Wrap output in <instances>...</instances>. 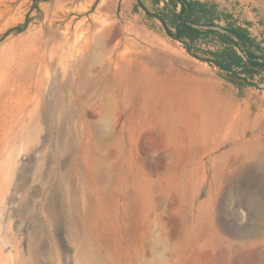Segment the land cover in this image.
<instances>
[{"label":"rangeland","instance_id":"obj_1","mask_svg":"<svg viewBox=\"0 0 264 264\" xmlns=\"http://www.w3.org/2000/svg\"><path fill=\"white\" fill-rule=\"evenodd\" d=\"M215 1L264 45V0ZM255 82L139 0H0V264L15 246L80 264L85 244L104 264H168L174 241L193 246L180 264H264Z\"/></svg>","mask_w":264,"mask_h":264},{"label":"trees","instance_id":"obj_2","mask_svg":"<svg viewBox=\"0 0 264 264\" xmlns=\"http://www.w3.org/2000/svg\"><path fill=\"white\" fill-rule=\"evenodd\" d=\"M153 10L141 0L150 17L160 20L170 37L187 51L216 66L240 88L257 85L264 74V45L248 21L240 22L215 0H151Z\"/></svg>","mask_w":264,"mask_h":264},{"label":"bare ground","instance_id":"obj_3","mask_svg":"<svg viewBox=\"0 0 264 264\" xmlns=\"http://www.w3.org/2000/svg\"><path fill=\"white\" fill-rule=\"evenodd\" d=\"M236 107L239 108V105H237ZM150 196H147V204H149L150 202ZM168 249H169V254H170V258L168 259L169 262L168 264H180V257L181 256H188L190 253H188L190 250V248L188 247H193V246H189L186 245L184 242H179V241H174V242H168ZM198 246V245H197ZM206 246H212L214 247V244H207V243H201L199 244L198 247L203 248ZM15 251L17 252V256H14L13 259V263L14 264H44V262L39 261L37 258H30L27 259L25 257H23L22 251L15 246ZM48 264H63L62 261L58 258V259H49L47 260ZM182 263V262H181ZM80 264H104L103 259L100 257V255L97 253L96 249L91 245V244H85L83 246V256L82 259L80 261ZM106 264V263H105Z\"/></svg>","mask_w":264,"mask_h":264}]
</instances>
